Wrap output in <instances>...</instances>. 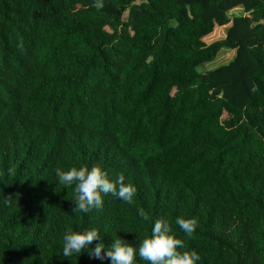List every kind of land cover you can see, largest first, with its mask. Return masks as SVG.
Returning <instances> with one entry per match:
<instances>
[{
	"label": "trees",
	"instance_id": "obj_1",
	"mask_svg": "<svg viewBox=\"0 0 264 264\" xmlns=\"http://www.w3.org/2000/svg\"><path fill=\"white\" fill-rule=\"evenodd\" d=\"M96 165L137 194L74 213L55 169ZM157 219L198 264H264V0H0V264H111L96 243L138 248Z\"/></svg>",
	"mask_w": 264,
	"mask_h": 264
},
{
	"label": "clouds",
	"instance_id": "obj_2",
	"mask_svg": "<svg viewBox=\"0 0 264 264\" xmlns=\"http://www.w3.org/2000/svg\"><path fill=\"white\" fill-rule=\"evenodd\" d=\"M58 183L65 187L75 185L74 213H89L92 210H101L104 196L111 194L125 203L131 204L137 194V188L132 183H125V176L120 174L116 180H110L108 173L99 165L89 169L87 166L71 167L67 171L55 169ZM11 199V197H7ZM139 216L144 220L150 219L149 215L139 209ZM175 223L191 237L198 228V220L193 217L185 219L176 218ZM64 257L80 254L84 249L101 241L98 229L85 230L84 232H66L63 237ZM185 247L184 241L172 234V228L166 219H157L151 229V235L139 242L138 248L132 244L116 238L114 243L105 250L101 241L90 250L89 255L98 260H110L111 264H136L137 255L147 264H198L200 255L195 250L180 251Z\"/></svg>",
	"mask_w": 264,
	"mask_h": 264
},
{
	"label": "rangeland",
	"instance_id": "obj_3",
	"mask_svg": "<svg viewBox=\"0 0 264 264\" xmlns=\"http://www.w3.org/2000/svg\"><path fill=\"white\" fill-rule=\"evenodd\" d=\"M228 15L230 16H242L244 15L243 11L241 8H236L232 11H230L228 13ZM227 27V26H226ZM226 27H220V28H217L213 34L209 37H206L204 39L205 43L206 44H209L211 42H214V41H217V40H220V39H223L224 36H225V30H226ZM219 56L217 57V60H215L213 63H214V66H218L220 64H223V63H228L230 59L233 58L234 54H235V51L234 50H229V51H221L219 52ZM211 63V64H213ZM210 64V65H211ZM214 68V67H213ZM201 70V68H200Z\"/></svg>",
	"mask_w": 264,
	"mask_h": 264
}]
</instances>
